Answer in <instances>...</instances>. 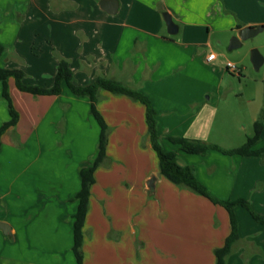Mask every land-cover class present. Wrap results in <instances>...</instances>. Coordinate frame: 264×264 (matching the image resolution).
<instances>
[{
    "label": "crops",
    "instance_id": "1",
    "mask_svg": "<svg viewBox=\"0 0 264 264\" xmlns=\"http://www.w3.org/2000/svg\"><path fill=\"white\" fill-rule=\"evenodd\" d=\"M2 1L0 43L5 50L0 67L10 68L11 59L22 57L26 41L41 32L58 55L69 62L75 84L84 86L96 77H108L145 94L156 111L161 144L175 151L180 163L193 168L197 180L213 197L243 198L257 213L264 214V152L250 156L216 150L204 155L189 154L166 139L167 136L200 139L225 149L244 143H225L226 125L222 136L219 134L223 140L210 139L218 103L232 90L226 76L227 62L223 66L219 60L225 56L217 50L223 41L218 37L214 45L212 37L225 31L236 34L243 26H264V0H117L115 13L101 9L100 0L95 5L93 0L81 4L79 0ZM163 11L177 25L175 34L164 30ZM147 12H152L154 28L148 26L152 17ZM65 13L70 14L64 16ZM45 23L49 35H45ZM51 23H55V29ZM210 53H215V58L208 60ZM48 55L50 67L57 65L60 58ZM261 68L262 75L255 83L253 95L246 99L252 125L256 120L262 123L256 148L264 146V62ZM7 83L19 116L17 123L1 135L0 153L8 135L13 147L22 142L23 115L15 99L24 96L22 93L30 94L19 91L13 77ZM1 92L0 81V126L10 118ZM30 95L33 96L30 102L37 106L30 112L33 129H38L39 119L46 112L47 117L64 119L65 133L84 137L90 129L92 142L98 143L100 128L90 113L87 97L72 94L65 85L58 95ZM96 108L109 131L106 160L95 169V181L90 187L83 226L82 264H215L214 249L223 245L230 232L226 209L159 174L158 158L151 146L141 102L101 89ZM235 130L230 127L229 134L241 137ZM86 153L73 167L79 181L80 168L92 162L85 163ZM95 154L92 150L93 158ZM151 175L156 176L152 198L145 191ZM72 185L74 196L80 184L74 179ZM31 198L35 197L31 195ZM31 206L22 209V215L29 214ZM75 206V210L68 212L72 229L77 201ZM239 208L242 207L234 209L239 238L226 264L232 259L242 263L245 245L256 253L264 252V225L249 221ZM63 216L59 211L62 222ZM110 228L111 238L107 235ZM19 231V225L10 224V235L15 236L16 261L36 264L39 241L32 238L24 242L19 239ZM138 243L142 247L136 256ZM155 248L167 254L158 256ZM257 256L251 257L249 263L264 264Z\"/></svg>",
    "mask_w": 264,
    "mask_h": 264
},
{
    "label": "rangeland",
    "instance_id": "2",
    "mask_svg": "<svg viewBox=\"0 0 264 264\" xmlns=\"http://www.w3.org/2000/svg\"><path fill=\"white\" fill-rule=\"evenodd\" d=\"M6 1L9 3L13 0ZM38 1L44 3L49 0ZM84 1L89 2V0H79L80 4ZM93 1L95 5L97 1ZM68 14L70 13L63 15ZM147 14L152 17L148 26L154 28L152 12H147ZM50 25L55 29V23ZM44 26L45 35H49L46 23L43 24ZM64 27L68 29V26L63 25ZM165 29H167L166 26H164ZM24 35L26 36L25 32ZM234 35L225 31L212 37L214 45H217L216 38L218 37L223 41L217 49L221 50L225 56L219 58L221 65L225 66L227 61H231L239 70L238 74L226 71V76L229 77L232 84V90L227 91L228 95L220 99L211 125L210 139L220 140L222 137L219 139V134L221 133L222 136L223 126L226 125L223 139L225 143L231 145L245 142V136L253 134L254 130L246 99L253 95L255 83L260 79L263 68L259 71L254 70L250 62V50L257 48L264 55V30L254 37L242 41L241 46L228 50L229 40ZM28 40L22 48V57L10 60V68L20 69L24 72L23 82L25 84L50 87L54 81L57 65L53 64V67H50V61H47L46 54L49 53L48 56L54 58L62 57L58 55L56 48H52L50 41L46 42V38H43L41 32ZM200 76L203 77V73H200ZM22 95L24 96H17L15 99L23 115L20 127L23 133L22 142L15 143L17 146L13 147L8 135L0 153V222H5L9 226L10 224L12 226L19 225V239L21 238L24 242L30 241L32 238V240L39 241L34 260L36 264H77L72 252V217L68 216V212L75 210L74 206L76 205L75 195H72V183L75 179L78 185L80 184L79 176L76 172L74 174L73 167L84 155V152H87L86 157L83 158L85 163L92 161L91 151L96 152L97 142H92L94 137L91 136L90 129H88L89 135L84 137L72 136L69 131L65 133L64 119H59L57 116L55 118L53 115L52 118L51 116L47 117L46 112L39 119L38 129H33L34 127L30 124V112L36 110L37 106L29 100L33 96L25 93ZM94 123L96 124V122ZM230 127L241 133V137L229 134ZM15 138L18 140L19 137ZM174 147L178 146L174 145ZM31 195L35 198H31ZM147 196L153 197V195ZM29 204H32L31 211L28 212L29 214L22 215V209L28 207ZM239 209L243 216L247 217L249 221H253L246 209ZM59 211L64 213L63 222L61 217L58 218ZM107 219L109 220V217ZM68 221H70L69 225ZM111 233L110 228L107 233L110 238ZM15 245V236L13 234L5 235L0 229V264H23L21 261H16L18 255ZM245 246L242 247V263H236L235 259H232L230 264H250L251 257H256V255H259L257 257L264 263V252L256 253L255 249ZM140 247L142 245L138 243L136 256ZM153 250L158 256L167 254L157 248ZM91 252L93 253L92 250Z\"/></svg>",
    "mask_w": 264,
    "mask_h": 264
},
{
    "label": "trees",
    "instance_id": "3",
    "mask_svg": "<svg viewBox=\"0 0 264 264\" xmlns=\"http://www.w3.org/2000/svg\"><path fill=\"white\" fill-rule=\"evenodd\" d=\"M4 50L5 47L0 43V57L4 53ZM9 77H13L16 88L21 92H27L33 95H58L61 93L63 85H65L72 94L87 97L90 101V113L100 128L96 154L89 165L80 168V189L75 195L77 209L73 215L72 252L77 264L83 263V226L89 208L90 187L95 181L94 171L106 160V145L109 129L105 120L96 108L98 93L101 89L113 94L125 95L144 105L147 130L151 146L158 158L160 175L164 176L178 187L187 188L196 194L208 198L213 203L223 206L228 212L230 232L226 236L223 245L214 249L215 264H226L227 257L231 253L234 243L239 238L238 224L234 213L235 207L240 206L246 209L254 221L264 225V214L257 213L247 200L243 198L220 200L213 197L207 191L205 186L197 180L193 168L189 165L180 163L175 151L164 148L157 132L156 111L150 99L145 94L124 85L116 79L108 77H96L94 81L87 85H77L73 81V71L69 66V62L64 58H60L57 63L54 81L50 87L25 84L23 82L24 72L22 70L0 67V81L2 83L1 94L6 101L10 116L9 120L0 126V137L9 127L14 126L17 123L19 116L17 110L12 104V99L9 94L7 83ZM261 129V121L256 120L253 123V134L248 136L242 145L231 149H225L217 144H212L204 140L190 139L181 136H167L166 139L177 145L179 150L189 154L204 155L209 150H216L228 155H260L264 152V146L259 148H256L255 146L260 140Z\"/></svg>",
    "mask_w": 264,
    "mask_h": 264
},
{
    "label": "water",
    "instance_id": "4",
    "mask_svg": "<svg viewBox=\"0 0 264 264\" xmlns=\"http://www.w3.org/2000/svg\"><path fill=\"white\" fill-rule=\"evenodd\" d=\"M99 6L101 9L108 13H115L117 11L118 2L117 0H100ZM163 18L167 26V31L169 34H175L178 30L177 25L172 20V17L169 13L163 12ZM263 25L256 26H243L239 28L234 36H232L229 40L228 50H232L241 46L242 41L254 37L259 32L263 30ZM250 62L254 68V70L258 71L264 62V56L260 53L257 48H252L250 50ZM155 180L156 176L151 175L146 181V193L151 196L154 195L155 192ZM0 229L3 231L5 235H10V226L5 222H0Z\"/></svg>",
    "mask_w": 264,
    "mask_h": 264
},
{
    "label": "built area",
    "instance_id": "5",
    "mask_svg": "<svg viewBox=\"0 0 264 264\" xmlns=\"http://www.w3.org/2000/svg\"><path fill=\"white\" fill-rule=\"evenodd\" d=\"M215 58V53H210L208 56H207V59L208 60H211V59H214ZM226 68L231 71V72H234L236 74L239 73V70L237 69V67L235 66V64L231 61H227L226 63Z\"/></svg>",
    "mask_w": 264,
    "mask_h": 264
}]
</instances>
